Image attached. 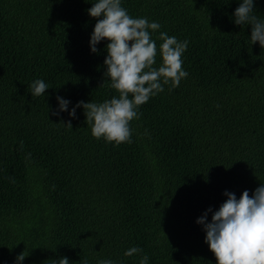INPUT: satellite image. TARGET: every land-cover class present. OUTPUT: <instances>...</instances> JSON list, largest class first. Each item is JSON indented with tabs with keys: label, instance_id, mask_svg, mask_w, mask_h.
<instances>
[{
	"label": "trees",
	"instance_id": "16d2710c",
	"mask_svg": "<svg viewBox=\"0 0 264 264\" xmlns=\"http://www.w3.org/2000/svg\"><path fill=\"white\" fill-rule=\"evenodd\" d=\"M92 2L0 0V264L23 251V264H139L144 253L149 264H217L196 221L225 190L251 196L264 183V47L234 23L241 0H122L161 24L154 67L160 31L189 41V76L139 106L130 141L108 142L82 107L52 115L57 96L71 108L119 95L108 41L90 51ZM255 11L264 17V0ZM36 79L45 97L31 95ZM132 246L143 253L125 256Z\"/></svg>",
	"mask_w": 264,
	"mask_h": 264
},
{
	"label": "clouds",
	"instance_id": "9594fccd",
	"mask_svg": "<svg viewBox=\"0 0 264 264\" xmlns=\"http://www.w3.org/2000/svg\"><path fill=\"white\" fill-rule=\"evenodd\" d=\"M255 6L256 0H241L233 19L237 25H250L252 44L259 42L264 47V17L257 14ZM87 12L91 17L99 18L90 36V51L98 54L97 45L108 41L105 74L110 77L112 87L118 90L119 95L103 102L80 100L71 108L69 99L57 96L58 108L52 111V115L61 116L67 112L71 118H76L77 109L82 107L95 137L116 144L128 142L132 136L130 122L141 115L139 106L164 91L165 84L179 86L182 78L189 76V72L182 67V57L189 41L160 31L161 63L159 67H154L157 42L152 35L161 28L159 21L131 16L122 6V0H94ZM29 87L32 96L44 97L46 89L51 88L44 79L34 80ZM67 126L71 127V121ZM224 195L227 199L218 209L214 211L209 207L196 221L206 233L205 242L214 253L217 264H264V183L251 196L247 189L239 198L227 190ZM141 253V247L132 246L124 255L131 257ZM27 256L24 251L21 252L14 264H23ZM149 261L150 257L144 253L139 264H149ZM55 264H70V261L65 256L55 260ZM98 264L118 262L101 259Z\"/></svg>",
	"mask_w": 264,
	"mask_h": 264
}]
</instances>
